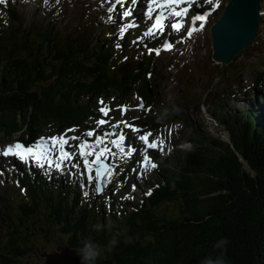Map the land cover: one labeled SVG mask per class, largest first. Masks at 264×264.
<instances>
[{"label": "trees", "instance_id": "obj_1", "mask_svg": "<svg viewBox=\"0 0 264 264\" xmlns=\"http://www.w3.org/2000/svg\"><path fill=\"white\" fill-rule=\"evenodd\" d=\"M11 14L16 24H0L3 138L16 136L27 142L47 129L87 126L89 115L97 113L86 99L99 95L117 92L125 98L135 89L146 103L157 101L152 87L156 65L141 43L136 53L140 60L121 71L116 69L117 55L129 61L127 48L114 49L108 39L96 38L94 27L62 35L50 22H22L17 11L12 9ZM218 70L223 76L226 67ZM262 76L264 68L252 84L253 91L261 89L256 97L264 95ZM211 84L204 99L216 96ZM215 103L212 121L226 131L227 139L203 133L190 123L188 136L177 148V166L161 164L150 183V195L138 204L128 201L131 206L125 209L110 204L107 212L92 211L72 187L60 183L55 187L35 172H13L10 176L27 188L28 197L15 222L10 204L0 196V233L5 236L0 241V264H19L17 258L31 250L29 230L39 207L64 237L65 249H77L85 237L100 243L105 250L96 261L198 264L207 254L218 255L213 243L226 237L228 264H264V109L256 99L245 108L228 103L226 110ZM175 117H182L181 111L170 109L166 118ZM168 202L172 211L155 212ZM92 225L103 227L97 232ZM114 236L118 243L112 246Z\"/></svg>", "mask_w": 264, "mask_h": 264}, {"label": "rangeland", "instance_id": "obj_2", "mask_svg": "<svg viewBox=\"0 0 264 264\" xmlns=\"http://www.w3.org/2000/svg\"><path fill=\"white\" fill-rule=\"evenodd\" d=\"M227 0H217L212 5V8L208 11L206 19L198 22L195 25H187L184 30L172 33L173 47L166 53H161L159 56H155L159 67H164L165 70L162 74L157 73V86L158 95H156L155 103L144 104L148 105L140 107L142 104L140 98L135 91H132L128 97L120 98L117 92H112L108 95L95 97L88 102L94 109L99 112V118L107 119L108 124L96 126V118L90 119L91 127H94L98 133L99 129H104V126L110 124L123 125L122 132H128L129 145L133 139L134 144H140L141 149H136L134 157L127 156L124 152H121V144H113L112 152L109 153L112 158L113 175L108 178V183L104 192L100 196H96L95 193V179L93 183L88 182V173L84 169L83 158L80 155V151L71 150L74 146L70 141L65 147L64 151L72 153L70 160H65L61 165V169H53L48 167V164L43 167L44 177L48 181L52 182L56 187L57 184L68 185L74 187L81 194V200L84 207H89L92 211L99 210L100 212H106L108 210L109 203L124 204L126 195L130 202H139L140 198L147 196V191L144 188L151 176L150 165L147 168L140 170V160L142 153H145V146L138 141V136L141 132H151L150 142L153 140L163 141V151L156 150L159 154L166 153L167 158L161 159L168 166L175 167L178 164V154L174 147L185 141L186 136L189 134V124H195L201 132L210 135H217L223 139H227L226 131L212 121L211 114L214 111V99L216 103H220L223 110L227 109V104H231L235 107L245 108L248 105L250 99H256L258 107L264 109V95L257 96L261 93V89L253 91L251 88L253 80L257 76L258 72L264 68V14L261 15L260 25L257 31V35L254 44L244 48L239 52V56L231 63L224 65L226 72L222 76L218 70L219 64L211 60V46L208 28L213 20H215ZM264 2V0H261ZM12 8L5 5L0 6V21H3L8 26L16 24V21H12L11 10L14 9L20 14L22 22L32 20H42L44 22H50L54 31L60 32L62 35L68 32L76 31L87 24H91V27L95 28L94 36L98 39L109 38L112 45L119 42L118 28L123 26L121 21H124V17H121V10L118 9L115 13H109L108 8L114 3L113 0H11ZM264 7V4H263ZM114 16L116 23H109L108 16ZM141 23V29L143 30V24ZM203 23V28H200V24ZM127 24V23H125ZM189 24V23H188ZM189 27L199 29L194 31L191 37L187 36ZM140 30L129 29L125 34V44L128 40L136 39L137 34H143ZM114 36V37H113ZM108 39V40H109ZM120 41V42H121ZM134 59V56H132ZM131 59V58H130ZM132 60H124L117 56V70H125L130 66H133ZM161 72V70H160ZM263 74V73H262ZM222 79L219 81L215 76ZM215 78V79H214ZM214 79L216 96L213 101L210 99L200 101L195 105L192 102L191 97L196 100L195 95H202L205 92L206 87ZM264 86V76L261 77L259 82ZM191 92V93H190ZM103 100L109 109V116L105 117L99 109L103 106L99 102ZM220 100V102H219ZM215 103V104H216ZM89 105V106H90ZM126 106V111L123 112L120 106ZM162 108L171 110H180L182 117H175L171 119L159 118V114ZM125 124L131 127L140 128L139 133L131 131V127H125ZM99 125V124H98ZM124 129V130H123ZM84 129H80V133L83 134ZM79 129H74L72 132L76 133ZM58 132V131H57ZM52 131L46 130L41 136H50ZM79 133V132H78ZM0 135V147L3 148L6 142H11L15 137L3 138ZM43 138L40 139L42 141ZM88 143V141H87ZM123 146L127 148V146ZM92 156H87L91 161L98 149L105 148V145H96L92 140L90 141ZM100 147V148H99ZM159 147V146H158ZM86 153V152H85ZM155 158L156 153H151ZM139 155V156H138ZM138 156V157H137ZM11 161L6 156L0 154V170L8 171L12 168ZM161 162V161H156ZM17 166L18 167V162ZM73 164H78L79 167H72ZM23 166V164H21ZM20 165V166H21ZM21 166V167H22ZM34 167V165H32ZM23 168V167H22ZM74 175L71 176L70 174ZM122 174L123 181L119 179V175ZM95 178V170L92 172ZM84 185L82 188L81 185ZM136 185L135 191L132 190V185ZM84 192L88 193V196H84ZM0 196H2L6 202L10 204V210L12 217L17 222V215L20 212V204L27 198V192L19 182L14 178L4 180L0 178ZM1 202V201H0ZM38 215L33 218L34 227L29 230L33 233L32 247L29 252H25L19 256V264H48L46 260V254L53 250H64V237H62L60 231L54 226L50 225V221L46 217V210L40 208ZM172 203H162L156 209L155 212L159 215L161 213L168 214L172 211ZM43 212V213H42ZM48 228L49 232L41 230L40 228ZM27 231V233H29ZM5 236L0 233V241L3 242ZM24 245L20 246L21 248ZM104 250L99 257H102ZM103 258V257H102ZM101 258V259H102Z\"/></svg>", "mask_w": 264, "mask_h": 264}, {"label": "snow or ice", "instance_id": "obj_3", "mask_svg": "<svg viewBox=\"0 0 264 264\" xmlns=\"http://www.w3.org/2000/svg\"><path fill=\"white\" fill-rule=\"evenodd\" d=\"M2 2V0H0ZM145 2V0H130V3L125 7L124 6V0H115V3L108 8L109 13H115L117 10V7L123 8L120 15L121 17L130 18L134 15V10L137 8L138 3ZM182 3H187L189 5H192L195 3V0H163L162 3H157V0H146L145 7L146 11H142V16L146 19H151L153 17V14H155V19L152 20V23L149 27H147V30L144 32V37H155L158 33L164 34L167 28H171L173 31L179 32L183 28V20L181 19L184 15L188 14L189 9L188 8H179L177 10L175 7L172 8L170 12L166 15L165 12L159 11L157 12V9L159 8H166L169 5L176 6L180 5ZM155 5V7H154ZM173 17L176 19L173 20ZM206 18V15H195L192 16V22L195 24L197 21H204ZM108 22L109 23H116V20L114 19V16L110 15L108 16ZM136 26L135 22L124 24L123 26H120L118 28V35L122 39L126 32L131 29L132 27ZM203 23L200 24V28H203ZM199 29H196L194 27H189L187 31V36L191 37L194 31H197ZM141 38L137 37L136 40L132 41V43H137ZM122 46L120 44H116V48H121ZM164 50H170L173 45L169 43L167 40L164 41L163 44ZM147 51L149 53L155 52L157 56L160 55L161 49L160 48H147ZM127 58L125 57V60ZM101 105H103L99 111L105 116H109V109L107 105L104 103L103 100L99 102ZM140 107H143V104L139 105ZM122 111H126V106H122ZM97 123L99 125H105L108 124L109 121L107 119H101L98 120ZM111 128H117V124H110ZM125 127H131L130 125L125 124ZM131 131L134 133H139L141 131L140 128L131 127ZM88 136H92L93 132H88ZM110 135L109 132L103 133V137H108ZM117 139L111 140L112 144H121V152H124L127 156H132L133 153L136 151L135 147L133 145H128L127 148L123 146L122 142H125L126 136L124 132L118 131L116 133ZM152 135L151 132H145L144 134H141L138 136V139L143 142V145L146 149H156L159 146L160 151H163V141H156L153 140L151 143L149 142V137ZM101 136L96 137V142L100 143L102 142ZM68 143L67 139L64 137H60L59 139L56 137L51 138V143L47 142H41L37 141L34 145H29L25 147L22 143H15L10 144L7 146L6 149L0 147V154L2 155H13L17 157L21 162H26L28 160H32L34 163H36L39 167L43 168L45 166V163L48 164L49 167H52V159L53 157L50 155L53 150L59 149V156L55 157V159L59 160L58 163H56L54 166L57 169H61V165L64 163L65 160H70L72 158V153H69L67 151H64L63 146ZM80 148V155L83 158V165L84 169L88 173V182L91 184L93 183V180L95 179V192L97 194L101 193L102 187L101 185H106L108 183V178L113 175L110 165L104 163V160L108 159V152L109 149L107 147L100 149L99 152H96L94 155V158L89 161L87 156H92L93 151L89 150L87 153H85V148L87 147V142L81 143L78 145ZM150 164V157L145 155L143 157V162L141 164V168H147ZM72 167H79L78 164H73ZM151 167H156L154 163L151 164ZM93 170H95V178L92 175ZM81 187L83 188L84 185L82 184ZM136 185H132V190L135 191ZM150 194V193H146ZM84 196L87 197L88 193L84 192ZM124 199L132 198L129 195H126L123 197Z\"/></svg>", "mask_w": 264, "mask_h": 264}, {"label": "water", "instance_id": "obj_4", "mask_svg": "<svg viewBox=\"0 0 264 264\" xmlns=\"http://www.w3.org/2000/svg\"><path fill=\"white\" fill-rule=\"evenodd\" d=\"M259 18L260 0H227L219 17L209 28L212 59L222 65L232 61L240 50L254 41ZM104 163L111 167L109 160H104ZM101 187L103 191L104 184ZM46 260L48 264H80L76 249L52 251L46 255ZM110 262L109 259H102L96 264Z\"/></svg>", "mask_w": 264, "mask_h": 264}, {"label": "clouds", "instance_id": "obj_5", "mask_svg": "<svg viewBox=\"0 0 264 264\" xmlns=\"http://www.w3.org/2000/svg\"><path fill=\"white\" fill-rule=\"evenodd\" d=\"M169 109L162 108L159 114L161 120L166 119L169 114ZM92 230L99 231L102 225H92ZM111 245L114 246L118 243L116 237H112ZM229 241L226 237H221L219 240L213 243V251L219 252L218 255L207 254L203 258L198 260V264H228L226 258V247ZM105 250L100 243L97 241L85 237L79 243L76 251L79 255L80 264H96L97 258L101 255L102 251Z\"/></svg>", "mask_w": 264, "mask_h": 264}, {"label": "bare ground", "instance_id": "obj_6", "mask_svg": "<svg viewBox=\"0 0 264 264\" xmlns=\"http://www.w3.org/2000/svg\"><path fill=\"white\" fill-rule=\"evenodd\" d=\"M264 2L260 1V10L262 12V14H264V7H263ZM37 24V23H36ZM37 27V26H36ZM137 151V150H136ZM67 219V218H66Z\"/></svg>", "mask_w": 264, "mask_h": 264}]
</instances>
